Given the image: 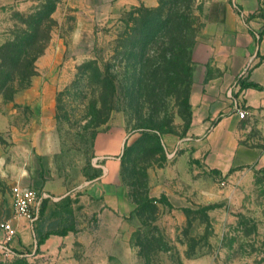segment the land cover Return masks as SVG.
<instances>
[{"label":"rangeland","instance_id":"374dc122","mask_svg":"<svg viewBox=\"0 0 264 264\" xmlns=\"http://www.w3.org/2000/svg\"><path fill=\"white\" fill-rule=\"evenodd\" d=\"M227 1L0 0V215L19 183L50 195L36 238L75 229L42 253L31 237L30 263L264 264V165L182 159L191 88L214 71L192 48L229 56L214 30ZM229 106L218 118L237 115L234 142L264 153V114ZM118 131L127 207L90 213L82 191L108 160L95 161V139Z\"/></svg>","mask_w":264,"mask_h":264},{"label":"crops","instance_id":"0c3cea01","mask_svg":"<svg viewBox=\"0 0 264 264\" xmlns=\"http://www.w3.org/2000/svg\"><path fill=\"white\" fill-rule=\"evenodd\" d=\"M227 5L230 10L227 11L226 19L218 21L214 30L216 39L221 40L223 44L222 47L230 51V57L226 55L219 59L204 58L203 54H206L207 48L203 44V39H199L192 48L194 62L200 64L203 69V63L209 61L211 62L209 66H213L214 71L205 75L206 82L202 76L200 83L194 84L191 88L190 124L187 137L182 143L185 150L183 160H188L195 167H201V170L205 168L219 173L254 163L264 165V153L258 148H247L234 142L236 136L230 126L236 122L237 115L218 118L219 113L227 112L231 108L229 104H232L233 108L235 104L241 107L244 105L254 115L264 114V0H228ZM240 82L253 83L260 88H241ZM236 93H239L237 99L233 97ZM122 140L120 131L114 134H99L95 139V161L107 158L108 160L98 166V176L82 191L81 202L90 213H105L112 208L122 210L127 207V201L121 196V191L117 197L113 184L119 174L118 160L110 158L118 154ZM167 143L166 152L174 158L176 156L174 144L172 145L170 139H167ZM39 192L50 197L44 190ZM10 208L11 214L0 215V219L12 216V199ZM46 215L47 209L43 216ZM20 220L22 219L16 218L12 221L17 232L13 246L18 251L25 252L31 237H34L35 248L37 225L30 226L25 219ZM68 233L65 236L49 235L38 253L47 252L61 243H66L70 237Z\"/></svg>","mask_w":264,"mask_h":264},{"label":"built area","instance_id":"2783aa9c","mask_svg":"<svg viewBox=\"0 0 264 264\" xmlns=\"http://www.w3.org/2000/svg\"><path fill=\"white\" fill-rule=\"evenodd\" d=\"M234 109L239 112V117L244 116L242 107L235 104ZM12 199V216L0 219V262H10L16 258L27 257L26 252L18 251L13 243L16 240L17 232L13 220L22 218L31 226L40 217L43 202L49 196L30 187L15 184L10 189ZM34 250L32 253H34Z\"/></svg>","mask_w":264,"mask_h":264},{"label":"trees","instance_id":"16d2710c","mask_svg":"<svg viewBox=\"0 0 264 264\" xmlns=\"http://www.w3.org/2000/svg\"><path fill=\"white\" fill-rule=\"evenodd\" d=\"M248 87L260 88L258 85H255L253 83H241V88H248ZM45 202L46 200L42 204L41 211H40V217L44 214ZM48 229H50V225ZM70 231L71 232L75 231L73 226L63 227V229L60 231H49V232L41 234L40 237L37 238L36 245H35V252L37 253L39 252L40 246L45 242V240L48 238L49 235L56 234L59 236H65ZM0 264H32V263H30L25 257H21V258H16L10 262H0Z\"/></svg>","mask_w":264,"mask_h":264}]
</instances>
